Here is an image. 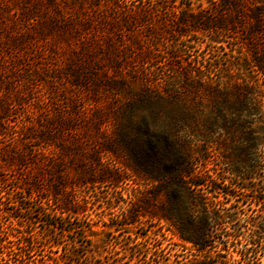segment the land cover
I'll use <instances>...</instances> for the list:
<instances>
[{"label": "rangeland", "instance_id": "374dc122", "mask_svg": "<svg viewBox=\"0 0 264 264\" xmlns=\"http://www.w3.org/2000/svg\"><path fill=\"white\" fill-rule=\"evenodd\" d=\"M116 3L119 8L114 9ZM222 9L221 0H0V100L9 109L0 119V255L9 252L17 259L21 238L31 233L35 239L29 256L35 263L58 257L62 264H156L164 257L171 262L192 258L189 245H182L164 222L151 218L150 202L131 209L140 204L138 200H151V188L147 192L131 178L116 186L74 187L70 192L84 212L71 218L51 222L34 211L29 215L32 212L17 205L20 201L22 207L31 206L26 192L18 188L39 173L42 187L47 188L48 162L42 160L41 169H36L11 162L9 155L12 150L37 148L46 161L60 165L59 171L71 182L77 160L86 166L90 160L81 154L66 156L61 142L53 147L38 144L29 132L43 130L76 108L85 114V123L78 122L69 138L82 139L89 157L101 145L102 133L115 131L113 113L132 103L133 93L161 97L158 107L167 113L182 108L183 101L206 112L207 99L196 95L188 83L206 76L223 88L251 82L252 64L241 39L240 19ZM80 67L92 80L75 78ZM134 111L140 122L143 115H150L151 103H136ZM97 112L106 119L99 127L102 136L86 129L94 124ZM218 139L216 135L206 151L199 148L201 142H194V171L209 175L229 171L215 144ZM101 155L104 166L117 167L111 153ZM256 190L263 191L264 183H258ZM254 194L235 191L236 198L224 201L222 207L238 213V220L229 222L231 232L243 226L246 236L262 237L257 259L264 264V233L246 223L249 218L263 222L264 211ZM84 195L87 203L82 201ZM131 215L135 222L126 224ZM56 222L57 228L47 225ZM240 241L252 255L255 248L244 236Z\"/></svg>", "mask_w": 264, "mask_h": 264}, {"label": "trees", "instance_id": "16d2710c", "mask_svg": "<svg viewBox=\"0 0 264 264\" xmlns=\"http://www.w3.org/2000/svg\"><path fill=\"white\" fill-rule=\"evenodd\" d=\"M186 6L192 7L191 4ZM113 7L119 8V4ZM221 7L223 14L240 19L241 39L252 64L251 82H237L223 88L206 76L200 77L195 84L188 83L187 86H192L196 95L207 99L206 112L192 108L183 101L185 104L182 108L167 113L158 107L162 103L161 97H156L152 92L151 95L133 93L132 103L115 109L113 113L115 131L112 134L102 133L101 145L91 150L89 157L86 156L82 139L69 138L78 122L85 123L86 116L76 108L68 110V116L64 119L52 122L36 133L29 132V137L38 144H46V147L61 142L59 146L66 156L81 154L84 159L90 160L89 167L82 160H77L75 178L67 182L66 173L59 171L61 166L55 161H46L37 148L12 150L9 156L13 163L41 169L42 160L48 162L46 167L50 177L47 188H43L39 181L40 173L30 183L27 181L22 188L19 187L26 192L25 200L31 206L22 207L20 201H17V205L32 212L29 215L36 212L51 222L64 220L84 212L83 205L70 192L74 187L116 186L131 178L135 185H144L147 192L151 188V200L149 197V200H138L141 205L134 203L131 209L137 210L142 204L148 205L150 202L151 218L164 222L166 230L193 251L192 258H177L171 262L164 257L162 262L156 264H213L214 261L218 264H260L257 257L261 252V243L258 240H262V237L257 239L254 234L246 236L242 233L243 226H237L231 232L229 222H236L238 213H227L222 205L224 201L228 203L236 198L235 191L252 192L256 193L253 200L264 211V190L255 191L258 183H264V0H221ZM222 26L223 23L221 29ZM227 29L231 31L232 28ZM87 49H84V53ZM86 70L80 67L74 71L75 78L91 79L87 78ZM112 85L117 87L114 83ZM148 102L151 103L150 115H143L140 122L135 121L136 103ZM8 112L7 104L0 100V119L6 118ZM93 122L91 127L86 128L87 131L94 129L101 135L99 127L106 122L105 116L97 112ZM216 135L220 139L215 144L223 151L222 157L226 158L229 171L215 172V175L207 174L208 171H194V142H201L199 148L206 151V147L213 145ZM102 152L111 153L116 160L113 165L117 167L104 166L100 158ZM86 197L84 195L82 199L84 203H87ZM221 197L222 200L219 199ZM262 218L261 224L249 218L247 226L256 227L260 234L264 233ZM135 220L131 215L126 218V224H133ZM47 225L57 228L58 222ZM242 236L255 248L252 255L241 245ZM34 239L35 235L31 233L22 237L18 258L12 259L9 252H2L0 264H62L60 257L40 263L31 261L29 253L33 251ZM231 245L233 251L230 250Z\"/></svg>", "mask_w": 264, "mask_h": 264}]
</instances>
